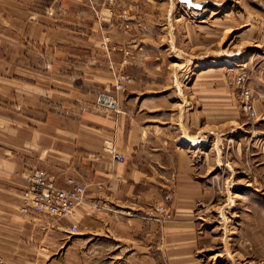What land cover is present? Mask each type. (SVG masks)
I'll return each instance as SVG.
<instances>
[{"label": "crops", "instance_id": "obj_1", "mask_svg": "<svg viewBox=\"0 0 264 264\" xmlns=\"http://www.w3.org/2000/svg\"><path fill=\"white\" fill-rule=\"evenodd\" d=\"M150 1L0 0L3 264H203L195 208L212 198L210 100H196L187 126L189 101L173 97L158 61L162 6ZM100 92L118 112L95 107ZM32 169L85 185L73 216L19 211ZM165 195L163 222L154 206Z\"/></svg>", "mask_w": 264, "mask_h": 264}, {"label": "rangeland", "instance_id": "obj_2", "mask_svg": "<svg viewBox=\"0 0 264 264\" xmlns=\"http://www.w3.org/2000/svg\"><path fill=\"white\" fill-rule=\"evenodd\" d=\"M192 1L206 4L195 9L179 0L150 2L162 6L159 49L164 52L158 61L173 97L189 101L187 126L193 123L189 113L199 108L196 100L203 94L210 100L205 161L212 198L195 208L200 245L194 256L203 264H264L263 2ZM239 72L251 89L253 116L228 85ZM10 254L0 250V264L3 258L10 261Z\"/></svg>", "mask_w": 264, "mask_h": 264}, {"label": "built area", "instance_id": "obj_3", "mask_svg": "<svg viewBox=\"0 0 264 264\" xmlns=\"http://www.w3.org/2000/svg\"><path fill=\"white\" fill-rule=\"evenodd\" d=\"M263 7H264V0ZM50 12H48L49 14ZM129 51H124L123 62L128 61ZM127 77L120 75L114 85V90L123 89V80ZM128 80V78H127ZM228 85L235 88L236 96L241 103L242 109L254 115L253 103L251 100V89L245 73H236ZM95 107L105 113H116L119 110L118 103L109 92H100L95 99ZM114 157L122 161L123 157L114 154ZM26 186L21 191L22 205L19 208L23 214L50 215L56 219L70 217L75 214L76 209L83 203L86 194L85 185L73 177H65L63 185L56 184L52 175L41 169H32L26 176ZM169 200L168 195L164 196V202L154 206L156 218L159 220L170 219L172 214L170 208L165 204ZM70 232H75V225L69 227Z\"/></svg>", "mask_w": 264, "mask_h": 264}, {"label": "water", "instance_id": "obj_4", "mask_svg": "<svg viewBox=\"0 0 264 264\" xmlns=\"http://www.w3.org/2000/svg\"><path fill=\"white\" fill-rule=\"evenodd\" d=\"M179 1L185 3L187 6L195 8V9H200L201 7H203L206 4L205 2H195L192 0H179Z\"/></svg>", "mask_w": 264, "mask_h": 264}]
</instances>
